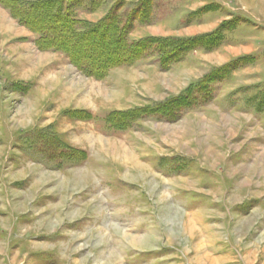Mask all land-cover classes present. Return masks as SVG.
<instances>
[{
  "label": "rangeland",
  "instance_id": "1",
  "mask_svg": "<svg viewBox=\"0 0 264 264\" xmlns=\"http://www.w3.org/2000/svg\"><path fill=\"white\" fill-rule=\"evenodd\" d=\"M71 1L0 5V264H264V0Z\"/></svg>",
  "mask_w": 264,
  "mask_h": 264
},
{
  "label": "trees",
  "instance_id": "2",
  "mask_svg": "<svg viewBox=\"0 0 264 264\" xmlns=\"http://www.w3.org/2000/svg\"><path fill=\"white\" fill-rule=\"evenodd\" d=\"M93 0H91V4L92 6H94ZM69 2L71 3L72 1L71 0H48V1H44V3H40L39 5L37 3H19V1L17 0H0V5L4 6V7H7L9 10H10V13L11 14H14L15 17H17L18 19H24L26 20L27 17L30 15L29 13V9L32 8V7H37V6H40V7H51V4L52 3H55L56 7H54V17H46L45 19H39L38 22L39 24H43V20H45V23L43 25H39V30L37 28H35L34 30H38L37 33L40 34L41 36V41L40 43H43V44H46L45 46H49L50 48L52 47H56V46H60V41H59V38L60 37H66V36H70L73 38V40L75 39H80V37L84 36V34L82 33H78L77 30L75 29V25H85V23H80V22H77L75 21L74 18H72V16H70V12L67 10L69 9L68 8V4ZM67 3V4H66ZM64 5H67V8L64 7ZM91 6V7H92ZM52 7H53V4H52ZM17 14V16H16ZM57 15V16H56ZM59 17V19H58ZM48 18V19H47ZM21 19V20H22ZM47 19V20H46ZM50 19H58V20H50ZM50 20V21H49ZM58 22V21H62L63 23L58 26V29L60 32H50L51 30H56V28H52L50 26V23H54V22ZM28 24V23H27ZM65 27V28H64ZM74 27V28H73ZM77 27V26H76ZM64 29H68L67 31L64 30ZM47 33H50L48 36H47ZM118 34V32L116 31H113V34ZM38 41V42H39ZM115 42V40H114ZM119 45H123L121 46L122 47V50L126 49L127 47L124 46V42H122V39L120 38L119 41H118ZM67 43V42H66ZM75 43V42H74ZM146 43H149V42H146ZM144 44V43H138L140 45V48L138 47L139 45H137L136 47L138 48V52L136 51H133L131 54L128 53L127 54H124L122 56H120L119 58L115 59V60H112V61H109V58L108 57H105V56H100L99 57V60L100 62L102 63H105V67L102 66L99 68V69H92L90 67V65L87 63V61L84 63L82 62L84 59L82 57H80L79 61L80 62L78 65H79V68L81 70H83L84 72H87L88 74H95V73H103L106 69V67H110V66H113V65H120V64H127V63H130L131 61H135L137 60L139 57H144V51L147 49L146 47L148 46V44ZM42 44V45H43ZM117 44V45H118ZM151 44V43H149ZM118 45V46H119ZM40 46V45H39ZM73 46V44H72ZM71 46V47H72ZM42 47V46H41ZM131 46H128V48H130ZM79 48L77 47V50ZM114 50V49H112ZM143 51V52H142ZM69 54V57L70 58H75L72 53H68ZM82 58V59H81ZM107 60V62H106ZM111 60V59H110ZM84 63L85 67L82 65ZM87 67V68H86ZM89 67V68H88ZM96 75V74H95Z\"/></svg>",
  "mask_w": 264,
  "mask_h": 264
}]
</instances>
